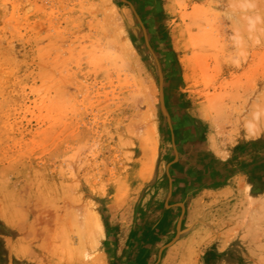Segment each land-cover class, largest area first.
Masks as SVG:
<instances>
[{
  "label": "rangeland",
  "instance_id": "obj_1",
  "mask_svg": "<svg viewBox=\"0 0 264 264\" xmlns=\"http://www.w3.org/2000/svg\"><path fill=\"white\" fill-rule=\"evenodd\" d=\"M0 264H264V0H0Z\"/></svg>",
  "mask_w": 264,
  "mask_h": 264
},
{
  "label": "bare ground",
  "instance_id": "obj_2",
  "mask_svg": "<svg viewBox=\"0 0 264 264\" xmlns=\"http://www.w3.org/2000/svg\"><path fill=\"white\" fill-rule=\"evenodd\" d=\"M97 219H98L99 227L101 230V235L103 236L104 235L103 223H102V220H101L99 214H97Z\"/></svg>",
  "mask_w": 264,
  "mask_h": 264
}]
</instances>
